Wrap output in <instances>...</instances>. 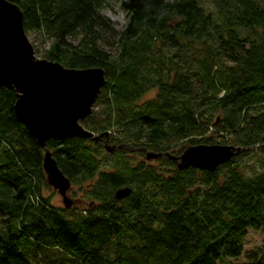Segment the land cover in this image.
Segmentation results:
<instances>
[{"label":"trees","instance_id":"1","mask_svg":"<svg viewBox=\"0 0 264 264\" xmlns=\"http://www.w3.org/2000/svg\"><path fill=\"white\" fill-rule=\"evenodd\" d=\"M8 1L49 43L44 59L105 71L82 125L108 138L42 148L0 86V264H236L247 232L264 235V0H213L217 16L204 0H128L123 31L105 0ZM198 145L241 151L214 172L180 171L171 157ZM46 151L84 188L80 207L45 196ZM149 153L163 156H134ZM242 264H264V244Z\"/></svg>","mask_w":264,"mask_h":264},{"label":"water","instance_id":"2","mask_svg":"<svg viewBox=\"0 0 264 264\" xmlns=\"http://www.w3.org/2000/svg\"><path fill=\"white\" fill-rule=\"evenodd\" d=\"M106 83L101 68L68 69L58 62L38 59L25 30L24 13L18 5L0 0V86L17 93L16 117L40 147L45 148L50 140L108 138V134L97 136L82 125L92 114ZM240 151L234 146L198 145L171 158L180 171L195 168L214 172ZM162 156L149 153L147 160ZM43 168L48 185L62 196L65 208H71L74 202L68 192L72 183L50 151L45 152ZM131 193V188L120 189L116 198L123 200Z\"/></svg>","mask_w":264,"mask_h":264},{"label":"rangeland","instance_id":"3","mask_svg":"<svg viewBox=\"0 0 264 264\" xmlns=\"http://www.w3.org/2000/svg\"><path fill=\"white\" fill-rule=\"evenodd\" d=\"M127 1L128 0H105L103 7H102L103 14L105 16H107L109 19H111V21L115 25V28L117 30H120V31H123L124 29H126L128 22H129L128 21V13L125 9V3ZM201 5L205 8V10L207 12H212L216 16L219 13V8L217 7L216 3L213 0H204L201 2ZM27 35H28L30 42L34 46L36 57L38 59H44L43 58V51L49 48V43L46 42L45 38L38 33H30ZM154 95H155V92H152V93L148 94V98L151 99L154 97ZM186 144L187 143L176 144L175 149H173V151L175 152V150H181L183 148V146H186ZM102 145L106 149L108 147H110L112 149L115 148V146L111 143H108V141L102 142ZM129 150L135 151L134 147H132V149L130 148ZM170 153L172 155L174 154L172 152H170ZM134 156H136V158H135L136 160H140V159L147 160L148 155L146 157H140L137 155H134ZM176 156H178V155H176ZM245 162H249V159L246 158ZM150 163L155 164V165L161 164V163L156 162V161H154V162L151 161ZM250 164L254 165L256 163H255V161H253ZM45 196L52 197V203L56 207H64L62 196L57 191H55L52 187H50L49 190L45 191ZM83 196H84V188L77 186V185H73V187L68 192V197L74 202V206H76V207L81 206L78 201L80 199H82ZM86 205L87 204H83L82 207H86ZM263 244H264V235L259 231L249 230L247 232V236H246L245 254L242 258H240L239 260H236L234 262L236 264H242L243 262H245V256L248 252L259 249Z\"/></svg>","mask_w":264,"mask_h":264}]
</instances>
